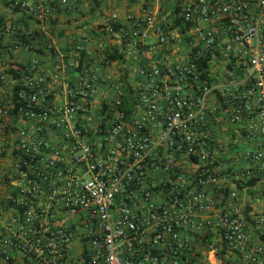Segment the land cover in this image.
Wrapping results in <instances>:
<instances>
[{
  "label": "built area",
  "instance_id": "2783aa9c",
  "mask_svg": "<svg viewBox=\"0 0 264 264\" xmlns=\"http://www.w3.org/2000/svg\"><path fill=\"white\" fill-rule=\"evenodd\" d=\"M88 1L5 0L0 29L29 50L18 20ZM177 6L125 14L121 51L148 61L129 97L107 100L99 72L49 91L25 68L0 106V264H264V0Z\"/></svg>",
  "mask_w": 264,
  "mask_h": 264
},
{
  "label": "crops",
  "instance_id": "0c3cea01",
  "mask_svg": "<svg viewBox=\"0 0 264 264\" xmlns=\"http://www.w3.org/2000/svg\"><path fill=\"white\" fill-rule=\"evenodd\" d=\"M178 1L180 0H140L138 4L129 5L127 0H89L78 12L61 15L59 22L50 27L34 25L20 19L18 22L23 30L38 38L29 50L18 45L0 29V71L6 75V82L0 90V106L9 101L12 92L20 84L23 71L32 61L37 62L38 73L46 78V90L76 86L79 74L87 69L108 78V83L99 85L100 90H106L107 100L110 101L115 96V88L110 87L115 84L117 89L128 95L127 91H131L138 82L132 73L133 69L138 64H147L148 61H142L134 52L125 55L121 51V34L128 26L125 14L132 13L138 17L144 3L147 4L146 7H158L170 12ZM113 12L119 14L120 26L117 27L116 36L109 37L98 29L103 17ZM6 14L5 0H0V17L6 18ZM84 35L90 36L92 40L85 42ZM99 43L103 44V48H99ZM106 48L116 49L122 54V58L119 61H110L104 52ZM57 54L62 55V59H58ZM76 62L79 63L78 67L75 66ZM54 74L57 79L53 78ZM56 101L63 103L61 98ZM20 124L17 122V126Z\"/></svg>",
  "mask_w": 264,
  "mask_h": 264
},
{
  "label": "trees",
  "instance_id": "16d2710c",
  "mask_svg": "<svg viewBox=\"0 0 264 264\" xmlns=\"http://www.w3.org/2000/svg\"><path fill=\"white\" fill-rule=\"evenodd\" d=\"M127 2H128L129 5H134V4L140 3V0H127ZM177 4L178 3H176V5H175V7L173 9V13L174 14L177 13V11H178ZM146 5H147L146 3L142 4L143 7H146ZM8 6L10 7L9 3L7 4V7ZM0 20L2 22V23H0V25H3L4 18L3 17H0ZM21 20H24V18H21ZM176 23L179 24V21L176 20ZM90 34L94 35L93 32H91ZM104 52L106 53V58L109 59L110 61H119L122 58V54L121 53H118V51L116 49L106 48V50ZM199 63H200V66L201 67L206 66V62L203 59H201L199 61ZM127 92H128V97H129L132 92L129 91V90ZM125 104L127 105L125 107V109H129V104L126 101V99H125ZM254 183H255L254 181H249L246 185H249L250 186V185H254Z\"/></svg>",
  "mask_w": 264,
  "mask_h": 264
}]
</instances>
